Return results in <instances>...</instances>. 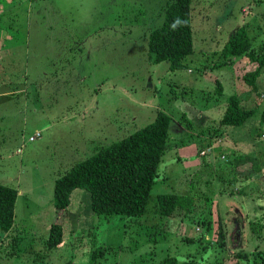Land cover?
Instances as JSON below:
<instances>
[{
  "label": "rangeland",
  "instance_id": "rangeland-1",
  "mask_svg": "<svg viewBox=\"0 0 264 264\" xmlns=\"http://www.w3.org/2000/svg\"><path fill=\"white\" fill-rule=\"evenodd\" d=\"M169 1L0 0V184L18 191L13 232L24 242L16 249L32 245L29 253L11 256L0 242V264H37L35 253L47 256L40 259L44 264H88L95 249L103 252L95 264H158L167 257L249 264L254 252H264V125L256 138L264 72L254 91L243 75L255 65L221 54L236 29L252 48L264 45V0H192L194 52L176 71L147 54L148 35L163 24ZM232 95L257 109L245 126L219 124ZM158 111L172 119L170 150L145 215L97 217L89 193L75 190L63 242L46 254L44 242L58 216L55 180L151 123ZM219 129L235 153L207 146ZM37 132L40 138L30 142ZM199 149L211 152L201 156ZM250 153L263 169L243 180L250 163L237 167L233 159L247 161ZM161 194L183 195L190 205L161 217L155 212ZM237 252L249 253L248 259Z\"/></svg>",
  "mask_w": 264,
  "mask_h": 264
},
{
  "label": "trees",
  "instance_id": "trees-1",
  "mask_svg": "<svg viewBox=\"0 0 264 264\" xmlns=\"http://www.w3.org/2000/svg\"><path fill=\"white\" fill-rule=\"evenodd\" d=\"M192 16V0H172L165 4L163 24L153 29L148 35L147 54L151 62H167L170 71L184 67L183 61L194 52ZM243 34L237 29L230 33L221 54L224 59L244 56L255 65L253 71L243 75V80L252 90L257 91L256 79L264 72V45L258 49L252 48L250 42L243 40ZM216 89L221 94L222 88L219 82ZM256 113L257 109L245 108L240 99L232 95L227 99V107L219 124L222 127H241ZM171 122L172 119L167 113L158 111L151 123L109 146L100 148L93 156L74 163L55 180L52 201L58 216L50 224L47 239L44 242L43 251L46 254L57 250L63 242V227L67 220L70 196L75 190L83 189L89 193L90 207L97 217L140 218L145 215L151 189L158 177L159 165L165 152L170 150ZM259 124L256 138L261 139L264 113ZM222 135L221 129L216 130L212 136L214 143L207 146L225 147L226 141L223 138L221 140ZM251 138H253L252 135ZM228 149L231 153H235L231 148ZM231 153L224 154L230 156ZM249 155L252 156L251 153ZM254 156L255 154L252 157ZM221 157L224 158V155ZM258 159L251 163L250 172L241 174L243 180H248L261 172L263 167L258 163ZM226 160L224 158V161ZM259 179H262L261 183L264 180V174ZM258 193L261 194L259 189H257ZM17 196V189L0 184V242L6 248L10 247L7 248V252L11 256L17 255L20 249H28L27 253H29L32 246L28 243L16 249L17 245L24 242L13 232ZM189 205L190 199L183 195L161 194L155 198V212L161 217H175L177 211H183ZM204 224L208 230L210 223L207 219ZM102 253V249H95L89 255L88 264H95ZM234 254L235 257L246 260L249 253ZM45 257L47 256L41 258ZM34 258L37 264H44L38 257V253H35ZM158 264L198 263L192 259L179 262L174 257H167ZM211 264L224 263L216 261ZM249 264H264V252H254Z\"/></svg>",
  "mask_w": 264,
  "mask_h": 264
},
{
  "label": "crops",
  "instance_id": "crops-1",
  "mask_svg": "<svg viewBox=\"0 0 264 264\" xmlns=\"http://www.w3.org/2000/svg\"><path fill=\"white\" fill-rule=\"evenodd\" d=\"M246 124V123H245ZM245 124L243 125V126H245ZM242 132H244L243 130H239V131H233L231 134H233V133H237V134H241ZM247 134V133H246ZM248 136H249V138H251V133L249 132L248 134H247ZM226 145V146H225ZM230 145H232V143H230V142H227L226 141V144H224V148L225 149H223V150H225V152H226V150H227V148H230ZM238 150H240V147H237V151ZM224 152V151H223ZM224 152V153H225ZM253 156V155H252ZM233 162H234V165L235 166H237V167H239L240 165H242V164H245L246 162H249L250 163V169H251V163L252 162H256V160H255V158L254 157H251L249 160H247V161H245V159H242V158H240V157H238V158H235V159H233ZM244 173V172H243ZM17 198H18V196H17Z\"/></svg>",
  "mask_w": 264,
  "mask_h": 264
},
{
  "label": "built area",
  "instance_id": "built-area-1",
  "mask_svg": "<svg viewBox=\"0 0 264 264\" xmlns=\"http://www.w3.org/2000/svg\"><path fill=\"white\" fill-rule=\"evenodd\" d=\"M40 136H41V134L40 133H35V135H33V136H31L30 138H29V141L30 142H33V141H35V140H37L38 138H40ZM211 152V150L210 149H202V150H200V155L201 156H205L206 154H208V153H210Z\"/></svg>",
  "mask_w": 264,
  "mask_h": 264
}]
</instances>
